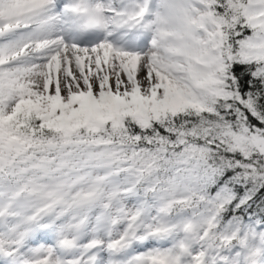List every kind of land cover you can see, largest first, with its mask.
<instances>
[{"label":"snow or ice","instance_id":"obj_1","mask_svg":"<svg viewBox=\"0 0 264 264\" xmlns=\"http://www.w3.org/2000/svg\"><path fill=\"white\" fill-rule=\"evenodd\" d=\"M0 264H264V0H0Z\"/></svg>","mask_w":264,"mask_h":264}]
</instances>
